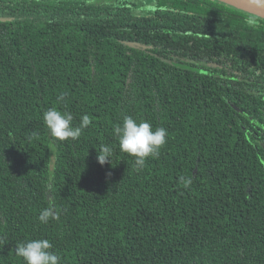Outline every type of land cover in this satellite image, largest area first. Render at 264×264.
<instances>
[{
	"label": "trees",
	"instance_id": "obj_1",
	"mask_svg": "<svg viewBox=\"0 0 264 264\" xmlns=\"http://www.w3.org/2000/svg\"><path fill=\"white\" fill-rule=\"evenodd\" d=\"M53 107L92 123L59 141ZM125 116L168 133L142 170L113 135ZM35 239L60 264H264V19L215 0H0V264Z\"/></svg>",
	"mask_w": 264,
	"mask_h": 264
},
{
	"label": "clouds",
	"instance_id": "obj_2",
	"mask_svg": "<svg viewBox=\"0 0 264 264\" xmlns=\"http://www.w3.org/2000/svg\"><path fill=\"white\" fill-rule=\"evenodd\" d=\"M64 95L58 97L63 100ZM73 115L67 111H60L56 107L43 113V120L50 135L59 141L77 140L82 131L88 128L92 120L88 115H83L78 126H73ZM113 135L118 140L121 152L135 158L134 164L137 170H142L146 161L151 157H158L160 150L167 143V130L163 127L153 130L149 122H137L131 116H125L123 123L113 129ZM113 149L108 145L101 147L97 153L100 165L112 164ZM185 187L192 184V178H180ZM59 213L54 204H50L41 210L38 220L47 224L50 219H58ZM53 245L47 239H35L16 244L15 255L21 257L25 264H60V257L52 251Z\"/></svg>",
	"mask_w": 264,
	"mask_h": 264
},
{
	"label": "water",
	"instance_id": "obj_3",
	"mask_svg": "<svg viewBox=\"0 0 264 264\" xmlns=\"http://www.w3.org/2000/svg\"><path fill=\"white\" fill-rule=\"evenodd\" d=\"M226 6L264 19V0H215Z\"/></svg>",
	"mask_w": 264,
	"mask_h": 264
},
{
	"label": "rangeland",
	"instance_id": "obj_4",
	"mask_svg": "<svg viewBox=\"0 0 264 264\" xmlns=\"http://www.w3.org/2000/svg\"><path fill=\"white\" fill-rule=\"evenodd\" d=\"M90 2H105V1H111V0H87Z\"/></svg>",
	"mask_w": 264,
	"mask_h": 264
}]
</instances>
